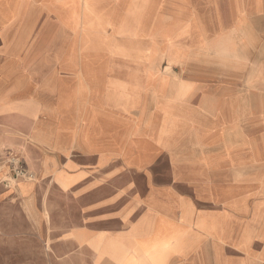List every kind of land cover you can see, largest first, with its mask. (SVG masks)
<instances>
[{
	"label": "crops",
	"instance_id": "crops-1",
	"mask_svg": "<svg viewBox=\"0 0 264 264\" xmlns=\"http://www.w3.org/2000/svg\"><path fill=\"white\" fill-rule=\"evenodd\" d=\"M126 1L154 7L147 33L109 28L97 51L57 14L72 0H0V169L15 153L31 175L2 182L79 203L62 242L90 264H264V145L249 142L243 83L120 78L116 56L153 54L168 32V0H119V17ZM83 66L101 78L76 79Z\"/></svg>",
	"mask_w": 264,
	"mask_h": 264
},
{
	"label": "rangeland",
	"instance_id": "rangeland-1",
	"mask_svg": "<svg viewBox=\"0 0 264 264\" xmlns=\"http://www.w3.org/2000/svg\"><path fill=\"white\" fill-rule=\"evenodd\" d=\"M117 1L72 0L70 6L59 7L57 14L74 33H81L83 47L92 44L93 49L102 51V46L107 45L103 37L109 28L138 37L147 33L150 15H155L150 2L138 8L126 1V17H119ZM115 16L137 21L107 22ZM167 24V36L159 39L155 53L130 59L116 56L118 76L133 81L209 80L207 84L236 79L243 83L249 100V142L264 145V7H256L252 0H168ZM100 73L99 69L83 66L74 70L73 76L97 80ZM57 75L69 76L60 72ZM153 86L156 93H163L162 88ZM204 89L211 91L215 87ZM68 94L61 93L62 98ZM185 94L186 91L177 92L179 99ZM82 95L81 89L74 90L70 99L78 104ZM65 104L62 101L61 107ZM11 168L5 165L0 169V264H90L80 248L62 242L66 233L65 211L71 212L74 221L79 218V203L56 193L51 200L23 199L13 193L12 186L6 187L7 182H2L10 180L2 170L7 173ZM35 182L33 178L32 183Z\"/></svg>",
	"mask_w": 264,
	"mask_h": 264
},
{
	"label": "built area",
	"instance_id": "built-area-1",
	"mask_svg": "<svg viewBox=\"0 0 264 264\" xmlns=\"http://www.w3.org/2000/svg\"><path fill=\"white\" fill-rule=\"evenodd\" d=\"M10 174L14 175L16 178H24V179H30L31 175L27 173V171L24 169V167L21 165V162L19 160V157L16 154H10Z\"/></svg>",
	"mask_w": 264,
	"mask_h": 264
}]
</instances>
